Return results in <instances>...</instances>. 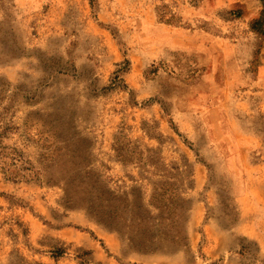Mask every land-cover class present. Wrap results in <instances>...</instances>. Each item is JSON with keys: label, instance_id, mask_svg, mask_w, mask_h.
<instances>
[{"label": "rangeland", "instance_id": "rangeland-1", "mask_svg": "<svg viewBox=\"0 0 264 264\" xmlns=\"http://www.w3.org/2000/svg\"><path fill=\"white\" fill-rule=\"evenodd\" d=\"M256 2L0 0V143L41 171L13 181L0 167V264H264ZM42 133L80 165L45 171ZM117 142L156 151L168 173L123 164ZM85 171L145 204L173 179L187 248L134 251L67 199L62 180Z\"/></svg>", "mask_w": 264, "mask_h": 264}, {"label": "trees", "instance_id": "trees-1", "mask_svg": "<svg viewBox=\"0 0 264 264\" xmlns=\"http://www.w3.org/2000/svg\"><path fill=\"white\" fill-rule=\"evenodd\" d=\"M259 2L262 10L260 16L252 22L251 29L264 37V0ZM42 135L48 136L44 138ZM37 136L42 137L39 140L43 144L40 164L45 171L62 163L63 166L71 165L73 168L80 165L65 155L70 153L66 141L59 145L55 142L54 135L42 133ZM115 146L118 159L123 164L147 165L165 174L168 173V166L161 158L153 160L150 156L156 151L147 150L149 156L146 157L143 151L132 149L128 144L117 142ZM0 167L8 180H26L28 174L38 180L41 176V171L32 166L20 149L5 146L3 143H0ZM89 174L90 172L85 171L84 177L80 178L78 183L77 178L73 176L62 178L67 199L71 202L83 201L84 209L97 223L125 238L134 251L155 253L167 248H187L185 217L190 210L189 202L184 199L183 193L173 179L154 183L151 199L145 204L134 201L131 193L123 196L115 194L100 181L93 180ZM61 254L63 252H57L53 258L58 259Z\"/></svg>", "mask_w": 264, "mask_h": 264}, {"label": "crops", "instance_id": "crops-1", "mask_svg": "<svg viewBox=\"0 0 264 264\" xmlns=\"http://www.w3.org/2000/svg\"><path fill=\"white\" fill-rule=\"evenodd\" d=\"M237 1H243V0H237ZM249 1H255V3H257L256 2V0H249ZM246 3H248V2H246ZM248 7H249V5H247ZM249 9V11H252V8L250 9V7L248 8ZM260 10L259 9H257V11L255 12V15H257V16H259V14H260V12H259ZM257 16H255V18L257 17Z\"/></svg>", "mask_w": 264, "mask_h": 264}]
</instances>
